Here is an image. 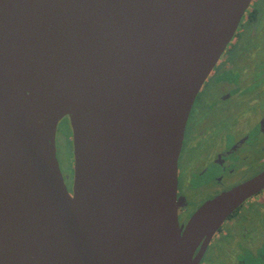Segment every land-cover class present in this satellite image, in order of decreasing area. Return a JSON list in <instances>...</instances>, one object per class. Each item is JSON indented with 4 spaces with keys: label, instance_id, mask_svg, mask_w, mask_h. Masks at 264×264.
<instances>
[{
    "label": "water",
    "instance_id": "1",
    "mask_svg": "<svg viewBox=\"0 0 264 264\" xmlns=\"http://www.w3.org/2000/svg\"><path fill=\"white\" fill-rule=\"evenodd\" d=\"M251 1L0 0V264H200L264 189L262 172L179 223L187 120Z\"/></svg>",
    "mask_w": 264,
    "mask_h": 264
},
{
    "label": "flooded vegetation",
    "instance_id": "2",
    "mask_svg": "<svg viewBox=\"0 0 264 264\" xmlns=\"http://www.w3.org/2000/svg\"><path fill=\"white\" fill-rule=\"evenodd\" d=\"M237 28L187 120L178 160L180 225L206 201L264 172V0L251 1ZM63 120L67 130L57 128L58 159L59 146L73 143L69 119ZM73 164H60L68 188ZM226 239L237 249L231 264H264V189L222 224L200 264H211L210 250Z\"/></svg>",
    "mask_w": 264,
    "mask_h": 264
},
{
    "label": "rangeland",
    "instance_id": "3",
    "mask_svg": "<svg viewBox=\"0 0 264 264\" xmlns=\"http://www.w3.org/2000/svg\"><path fill=\"white\" fill-rule=\"evenodd\" d=\"M60 125V126H59ZM58 125L59 130L66 131L67 125H64L63 122H60ZM68 148V150H66ZM61 147L59 146V160L62 163V167L64 165L71 166L72 159H73V143L70 142L68 147ZM73 181V178H72ZM72 181L70 182V186H72ZM71 189V187H69ZM254 214L257 215V209L255 208ZM262 221L260 220L258 224L261 226ZM234 241L231 239H226L221 242V247L214 245V247L210 250L208 257L211 261V264H231L234 260L235 253H236V245H234ZM227 249L232 250L231 253L227 252ZM242 255V254H241ZM240 255V256H241Z\"/></svg>",
    "mask_w": 264,
    "mask_h": 264
},
{
    "label": "bare ground",
    "instance_id": "4",
    "mask_svg": "<svg viewBox=\"0 0 264 264\" xmlns=\"http://www.w3.org/2000/svg\"><path fill=\"white\" fill-rule=\"evenodd\" d=\"M247 11V10H246ZM245 16V15H244ZM237 30H238V28H237ZM237 32V31H236ZM233 36H235V35H233ZM228 49V48H227ZM222 57V56H221ZM212 72V71H211ZM193 108V107H192ZM63 121H65V118H64V120ZM62 122V121H61ZM61 164V163H60ZM64 173V172H63ZM66 179V178H65Z\"/></svg>",
    "mask_w": 264,
    "mask_h": 264
}]
</instances>
